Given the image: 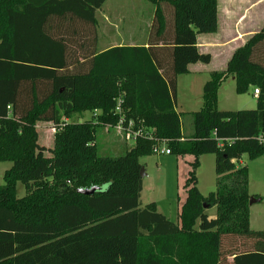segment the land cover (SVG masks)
I'll list each match as a JSON object with an SVG mask.
<instances>
[{"label":"trees","instance_id":"obj_1","mask_svg":"<svg viewBox=\"0 0 264 264\" xmlns=\"http://www.w3.org/2000/svg\"><path fill=\"white\" fill-rule=\"evenodd\" d=\"M105 1L0 0V163H11L0 186V264H223L227 257L264 264V231L249 229L247 169L236 166L264 155L256 141L264 130V27L222 71L210 72L201 108L191 113L193 132L183 137L176 77L210 63L196 37L216 32L217 0H145L153 6L146 47L93 48L80 62L67 47L72 25H87L95 47V12ZM49 17L60 28L65 21L67 37L44 33ZM228 76L237 95L257 90L254 110L216 109ZM93 111L95 120L70 121ZM37 122L54 126L50 157L37 144ZM119 122L140 135L123 155L98 156L96 126ZM162 144L169 155L193 158L176 222L154 203H139V158ZM203 155L214 156L216 175L207 196L196 186ZM92 187L91 195L77 193Z\"/></svg>","mask_w":264,"mask_h":264},{"label":"rangeland","instance_id":"obj_2","mask_svg":"<svg viewBox=\"0 0 264 264\" xmlns=\"http://www.w3.org/2000/svg\"><path fill=\"white\" fill-rule=\"evenodd\" d=\"M219 11L220 15H227L229 13V15L234 14L235 17L238 14H242L244 19L252 21L251 24L246 22V25L249 24L246 29H252L254 34L264 27V0H220ZM140 12L146 15L147 21L149 22L152 19L153 6L145 0H106L102 7L97 10V19L99 20V25L102 26L101 23L109 15L113 17H110V20L118 23L120 33H125L127 28L123 24L133 20L136 22L134 18L135 13ZM170 18L166 16V19ZM76 26L77 24L75 25L73 23L72 28L76 29ZM149 30L150 27L148 26L146 33H139L140 36H143L142 34L148 36ZM70 48L75 51L76 58L80 59L81 52L72 48V46ZM232 53L228 55V60ZM211 55L213 57L211 63L207 65L198 63L199 66H196V68L192 66V70H195V72L192 71L188 75L185 74L176 77L174 109L179 114V119L182 124L181 130L185 136L193 132L191 113L199 111L202 105V86L209 79V76L203 70L210 68L214 71H222L226 66V64L224 66L223 61L218 56V51L213 50ZM254 60L256 59L254 58ZM217 92L216 109L218 111L255 109L256 98H253L252 91L243 95H237L234 91L232 76L226 78ZM97 114V111L84 112L81 115L73 116L70 121L80 123L91 119L95 120V115ZM35 130L37 133V144L45 150L44 156L50 157V154L46 150H51L54 144L53 136L55 129L53 124L37 122L35 124ZM94 145L98 156L117 157L123 155L128 150V147L133 146V142L125 138L123 133L118 132L114 127L96 126ZM161 146L164 147L163 144ZM188 158L190 160L193 159L192 157ZM191 162H184V159L180 160L178 157L159 152L139 158V164L144 174L141 178L140 207L154 203L156 212L165 216L169 221L176 222L177 209L179 211V206H181L185 198L183 184L190 171L189 163ZM199 163L200 165L196 170V186L201 195L207 196L216 190L214 156L203 155L200 157ZM236 166L246 167L248 173V194L250 197L259 199L258 202L249 206V229L252 231H264V155L251 160L243 156L236 163ZM10 167L11 163L9 162L0 163V186L4 184V171ZM25 195V189L17 183L16 196L22 198ZM204 212L208 217L212 218L215 215V208H208L206 206ZM238 243L239 240L237 239L225 241L223 251H228L232 247V244L237 245ZM223 264H230V257H227Z\"/></svg>","mask_w":264,"mask_h":264},{"label":"crops","instance_id":"obj_3","mask_svg":"<svg viewBox=\"0 0 264 264\" xmlns=\"http://www.w3.org/2000/svg\"><path fill=\"white\" fill-rule=\"evenodd\" d=\"M219 1L220 0H217V30L214 34L211 35H198L196 37V47L201 53L210 54V63L213 61L211 52L213 50L218 51V56L221 58V61H223L225 66L229 57L228 55H230L233 50L242 46L244 41L254 33L252 29H246V27H248V25L251 24L252 21H247V19H244L242 14H238L237 17H235L234 14L229 15V13H227V15H220ZM110 17L111 16L108 15L106 20L101 23L102 26H100L99 20L97 19V11L95 12V47L92 46V43L90 41L91 37L89 36V33L91 35L92 31L89 29V27L81 22L75 21V25L77 24L76 29H73L71 31V33L74 35V40L68 43L67 47L70 45V47L72 46V48L79 50L81 54H88L93 50V48H95V53L98 54L102 51L115 47H146L147 36L144 34H142L143 36H140L139 33H146L147 27H150L152 19L148 22L147 17L144 13H135L134 18L136 19V22L134 20L127 21L126 24H123V26L127 28V31L125 33H120L118 23H115L113 20H110ZM246 22L249 24L246 25ZM43 31L44 33L49 35L60 34V32H62V35L64 37H67L68 35L66 33L67 30L65 21H63L62 27L60 28L58 22L51 17H49L43 25ZM78 61L83 62V60L81 59H78ZM192 66L196 68V66L199 65L198 63L189 65L187 75L190 74L192 71L195 72V70H192ZM212 71L214 70H211L210 68H207V70H203L204 73H207V76H209L210 72ZM221 85L219 86V88L221 87ZM253 98L256 97L253 96ZM180 125L182 126L181 122ZM191 134L192 132L185 136L182 133V136L189 137ZM129 148L130 147H128V149ZM188 157L191 156H185L183 158L184 162L192 161ZM178 159L183 160L179 157Z\"/></svg>","mask_w":264,"mask_h":264},{"label":"built area","instance_id":"obj_4","mask_svg":"<svg viewBox=\"0 0 264 264\" xmlns=\"http://www.w3.org/2000/svg\"><path fill=\"white\" fill-rule=\"evenodd\" d=\"M252 95L254 97H256L258 95L257 90H253ZM119 107L117 106V108L115 109L116 112H118ZM130 125V124H129ZM118 132L123 133V136L125 138H128L130 140H132L133 144L135 142V139L138 135H140L139 131H131L129 128H123L122 127V122H119L115 127H114ZM256 141L258 142V144L260 145H264V130L258 134V136L256 137ZM221 145V142H219V146ZM154 153H164V154H169V151L165 148V146H156L153 149Z\"/></svg>","mask_w":264,"mask_h":264},{"label":"water","instance_id":"obj_5","mask_svg":"<svg viewBox=\"0 0 264 264\" xmlns=\"http://www.w3.org/2000/svg\"><path fill=\"white\" fill-rule=\"evenodd\" d=\"M143 176H144L143 169L141 167V169H140V177L142 178ZM96 190H97L96 187H92L90 189H79V190H77V193L82 194V195H91ZM258 201H259V199H255L253 197H249L248 206H250L253 203H256ZM204 208H206V206H204Z\"/></svg>","mask_w":264,"mask_h":264}]
</instances>
